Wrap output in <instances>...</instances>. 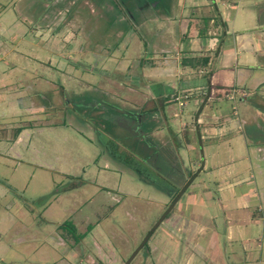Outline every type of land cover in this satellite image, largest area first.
<instances>
[{
  "label": "rangeland",
  "instance_id": "1",
  "mask_svg": "<svg viewBox=\"0 0 264 264\" xmlns=\"http://www.w3.org/2000/svg\"><path fill=\"white\" fill-rule=\"evenodd\" d=\"M53 1L61 4L0 0V28L5 29L0 56L7 54L16 64L11 78L30 97L19 117L0 114V264H264V61L255 58V52L264 54V0H231L229 10L238 9L234 26L240 50L247 52L239 60H253L247 97L220 100L217 113L229 121H221L222 133L216 126L212 144L201 145L190 131L185 134L189 145L184 141V126L194 125L198 108L194 82L168 96L184 93L186 106L171 103L167 121L152 137L176 146L175 131L183 146L178 150L184 174H198L139 250L169 206L174 185L119 137L96 131L92 119L102 117L101 103L130 111L141 105L139 98L150 97L146 64L162 56L158 48L149 53L143 41L149 44L163 32L158 42H176L168 55L177 61L184 50L198 46L181 43L180 19L193 12L201 26V16L213 17L215 10L211 0H164L162 9L169 5L175 20L152 9L133 20L115 17L111 2L103 0H69L50 14ZM249 5L254 21L238 13ZM66 10L74 12L67 16ZM153 70V81L178 87L175 67L161 77L159 69ZM129 75L144 83L137 85ZM193 76L205 87L207 75L194 70ZM9 94L0 86V113L7 109ZM9 120L24 128L22 142L12 145L2 131ZM115 143L120 161L129 152L160 188L111 158L108 151Z\"/></svg>",
  "mask_w": 264,
  "mask_h": 264
},
{
  "label": "crops",
  "instance_id": "2",
  "mask_svg": "<svg viewBox=\"0 0 264 264\" xmlns=\"http://www.w3.org/2000/svg\"><path fill=\"white\" fill-rule=\"evenodd\" d=\"M210 3L212 4V6H210L211 8H214V16H201V19L203 18H210V23H209V30L207 31V34H209V36L207 38H202L201 36H199L197 34L198 29L202 27V25L200 26L197 23V26L193 28V31L196 33V35L194 37H187L185 36V34H187L188 32V24H189V20L191 19V22L195 21L194 18V13L192 12L190 15L187 16H183L182 20L180 19L179 22H181L180 26V35L179 36L181 39H183V41L181 43H187L192 46L193 44H197L198 46L195 47L194 45L192 47H190V49H186L183 52V55L181 57V59L177 60L176 59H171L169 58L168 52L171 51V49L173 47H175V43L174 41H160L161 36H163V32L160 33H156L155 34V39L153 38V40H151L149 42V44H147L146 41L144 42V46H146L148 48V52L149 53H154L155 49L158 48L160 51V55L162 56L160 59L156 58L153 60H150L147 64H146V68L149 69L150 73L148 76V83L150 85H148V89L150 90V97L146 98L145 100H143L142 98H139V100L141 99V105L139 107H136L134 105V107L136 108H132V109H136V110H141V109H148L149 107H153L155 106V104L160 103V100L168 97L169 95L172 96L173 93L175 94L176 92L179 91L180 88L183 89H189V88H184L183 85H190L192 82V84H194L192 87H196L198 90L197 92L194 94L193 97L196 98V103L198 105V108L196 110V114H195V118H194V125H185V129L183 130V135H184V141L186 138V133L188 131L196 133V137L199 141V143L201 145L206 143L212 144L214 140V136L216 134V126H221V121L222 122H228L229 118L228 117H224L222 119V116H220L217 112H221L222 109L220 107V100H222L224 94L232 87H237L239 89H245V83L248 80L247 78L250 76V72L251 70L249 69V62L251 60H253L252 58L249 57H244L242 59L239 60V55H241L244 50H240L241 47L243 46L242 42H240V40H238V35H237V28H235L234 24H236V11H231L229 10V7L231 4H233V2L231 0H211ZM221 3V4H220ZM214 4V5H213ZM219 5H222L223 9L221 10L219 8ZM197 6V5H195ZM192 7V11L193 8ZM253 5H249L247 6L246 9H242V11H238V13L242 14V13H246L247 14V19L254 21L255 17L253 16ZM166 13V18H170L172 17L171 20H175V17L173 16L172 11H168L165 12ZM157 14V13H156ZM216 14H218L219 16V20L223 23H225L226 27L223 26H216L215 28H211V24L213 26L214 24V17L216 16ZM159 15V14H158ZM151 16V15H150ZM149 17V16H148ZM145 18V17H144ZM152 18V17H150ZM159 18V17H157ZM235 20V23H234ZM259 21V17L258 19H256ZM144 21V20H142ZM229 21H232V32L233 34H235L232 38L229 37ZM196 22V21H195ZM259 24L261 23L260 21L258 22ZM239 25V23L237 24ZM141 25H139L138 28H140ZM1 32H4L5 29L0 28ZM41 31V30H40ZM0 32V33H1ZM186 32V33H185ZM42 33V31H41ZM223 33H225L224 38L222 39V43L220 45V47L217 50V46L219 43V40L221 38V36L223 35ZM43 34H48V33H43ZM212 34V35H211ZM48 36V35H47ZM231 40L228 44H226V41ZM230 43L233 44V46L230 45ZM2 46L0 44V50H2ZM145 48V47H144ZM199 51H198V50ZM194 50V51H193ZM14 53H17L19 55V59L23 60L25 58L23 53H18L15 50ZM217 51V52H216ZM8 53L11 52V50L7 51ZM204 52H207L204 54ZM247 53V52H244ZM0 55L1 51H0ZM255 58L257 57L258 59H261L264 54H260L255 52ZM201 57V56H208L209 60L208 63L206 64V66H192L191 63H193L194 61H190V58H194V57ZM254 58V59H255ZM139 64L141 66H145V64H143L142 62H139ZM173 67L176 68L178 74H179V84L177 88H174L172 85H170L169 83H165L162 84V82H155L152 80V76L154 75L155 72H153L155 68L159 69L157 71V75L159 77H161L163 74H167V73H171L173 69ZM17 66L16 64L10 63L7 57V54L5 56H0V86L2 88H7L8 92L10 93L7 97V109L5 111H3L2 113H0L1 115H4L6 112V115L9 118H14L17 117L18 115H21V109L25 110L28 107H25V104L28 105V103L30 104V97L28 94L25 93V90L22 86H17L14 77L11 78V76H13V74H15L17 72ZM128 69V68H127ZM194 70H198L200 74H205L207 75V82L205 83V87L201 88L199 87V85L201 83L198 84V82L196 81V79H194L193 76V72ZM15 76V75H14ZM129 77H132V75H129ZM252 77V76H251ZM145 78V77H144ZM252 80V78H249ZM132 80H134L136 82V84L138 85L139 83H144V81L140 82V79L138 77H132ZM195 83H197L195 85ZM135 84V85H136ZM151 86H154V89L150 88ZM18 88V91H14L12 92L11 89L12 88ZM127 87V86H126ZM130 88V87H129ZM199 88H201L202 93L199 92ZM206 91V94L203 95V93ZM213 92V93H211ZM13 94V95H12ZM179 94V93H178ZM176 94V95H178ZM199 94V95H198ZM14 95H17L19 97L14 98ZM106 95V94H105ZM181 95V94H180ZM184 95V93H183ZM107 98V95H106ZM14 99L17 101L15 102ZM27 101V102H26ZM174 100L171 98L169 100H167V102L164 104V106H162V111L160 112V118L159 119V124H162L163 120L164 122L167 121V113L169 111L168 108L170 107V104L173 103ZM214 102V103H212ZM216 102V103H215ZM186 106V105H185ZM183 106V107H185ZM121 107V108H120ZM119 108L121 110L127 108L126 106H120ZM167 107V108H166ZM180 107V106H179ZM18 116V117H19ZM177 113L173 114V117H176ZM222 119V120H221ZM13 120V119H12ZM9 120V123L12 125H18L16 121H12ZM7 123L6 125L8 127L6 128H1L2 131L6 134V136L8 138H10L13 143L12 145L22 142L23 141V133L24 132V128L20 127V125H18L15 128H9L11 127L10 124ZM21 123V122H19ZM159 126V125H158ZM156 127L153 132H152V136H155L154 134L158 133V130H160V127ZM220 132L222 133L223 130V126H221L220 128ZM247 136H250V134H246ZM254 135V134H253ZM177 133L175 131L172 130L171 133V139L174 140V144L177 147H183L182 146V142L179 143L177 141ZM157 137V135L155 136ZM161 138V137H160ZM9 139V140H10ZM162 140V139H161ZM255 141H259L258 143H260L261 139H259L258 137L254 138ZM162 144H171L169 143L170 141L167 139L164 142L160 141ZM186 145L188 144V140L185 141ZM202 157H203V163L205 165V156L203 153V146H202ZM204 167V166H203ZM202 167V168H203ZM239 183V181H236L235 183H229L228 186H233L234 184ZM240 200L242 201V197L240 196ZM243 203V201H242Z\"/></svg>",
  "mask_w": 264,
  "mask_h": 264
},
{
  "label": "trees",
  "instance_id": "3",
  "mask_svg": "<svg viewBox=\"0 0 264 264\" xmlns=\"http://www.w3.org/2000/svg\"><path fill=\"white\" fill-rule=\"evenodd\" d=\"M210 18L202 19V27L198 29L197 34L202 38H207V31L209 30ZM214 25L226 27L225 23L219 20L218 14L214 17ZM197 26V22H191L189 20L188 32L185 34L187 37H194L196 33L193 31V28ZM225 33L221 36L217 50L222 43ZM217 52V51H216ZM264 61V56L261 58ZM190 61H194L192 66H206L208 63V56H199L190 58ZM170 98L165 97L160 100V103L155 104L154 108L149 107L148 109L141 110H121L119 108H114L108 105L99 104L98 108L102 109V117L92 119V123L95 126V130L98 132H104L109 137H119L123 140L124 143L131 149L134 150V154L143 156L147 162V165L150 166L153 171L159 173L163 178L173 183L174 188L170 191L171 202L165 212L160 216L158 221L153 225L151 231L146 235L144 240L139 245L138 249L147 246L148 240L160 223L165 220L171 210L179 202L182 197V194L187 190L191 185L194 178L197 176V173L186 176L183 172V162L179 155V150L177 146L173 144H162L160 141H156L152 137L151 132L159 125L160 112L162 111V106ZM100 103V100H97L96 104ZM104 113V114H103ZM116 116L120 117L121 120L117 121ZM109 139V138H108ZM110 140V139H109ZM116 143L112 145L111 150L108 151V154L114 160L120 161L118 154L120 153L116 149ZM123 159V163L130 169H132L143 181L156 185L160 188L157 182L152 179V175L149 174L145 169L137 163V158L133 157L129 152ZM120 161V162H121ZM137 251L133 254V256ZM128 264V263H126Z\"/></svg>",
  "mask_w": 264,
  "mask_h": 264
},
{
  "label": "flooded vegetation",
  "instance_id": "4",
  "mask_svg": "<svg viewBox=\"0 0 264 264\" xmlns=\"http://www.w3.org/2000/svg\"><path fill=\"white\" fill-rule=\"evenodd\" d=\"M104 2H111L112 5L109 7L112 8L113 14L116 16H124L125 19L126 16L132 17V19L138 18V15L142 13L143 18L146 17L144 13H147L149 10H154V13L162 14L165 12H168L170 10V6L168 5V8L162 9L161 5L163 4L164 0H103ZM69 2V0H61V4H57V1H53V5H51L48 12H55L53 9L63 7V3ZM74 11H71V13ZM111 14V11H108ZM59 12H57L58 14ZM70 11L66 10L65 14L68 16V14H71ZM48 14L46 15V17ZM120 19V18H119ZM260 261V260H259ZM259 263V262H258Z\"/></svg>",
  "mask_w": 264,
  "mask_h": 264
},
{
  "label": "built area",
  "instance_id": "5",
  "mask_svg": "<svg viewBox=\"0 0 264 264\" xmlns=\"http://www.w3.org/2000/svg\"><path fill=\"white\" fill-rule=\"evenodd\" d=\"M213 93V92H211ZM206 94V91L203 93V95ZM224 96L228 99V100H231V101H236L237 97H241V98H246L247 97V93L243 90V89H239L237 87H232L230 88L225 94ZM187 99V95H183V94H178L176 95L173 100L175 102H177L180 106H183L184 103H183V100ZM236 109V108H234Z\"/></svg>",
  "mask_w": 264,
  "mask_h": 264
}]
</instances>
